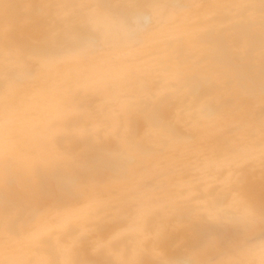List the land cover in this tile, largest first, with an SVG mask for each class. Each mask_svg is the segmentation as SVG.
<instances>
[{
  "label": "bare ground",
  "instance_id": "obj_1",
  "mask_svg": "<svg viewBox=\"0 0 264 264\" xmlns=\"http://www.w3.org/2000/svg\"><path fill=\"white\" fill-rule=\"evenodd\" d=\"M0 264H264V0H0Z\"/></svg>",
  "mask_w": 264,
  "mask_h": 264
}]
</instances>
